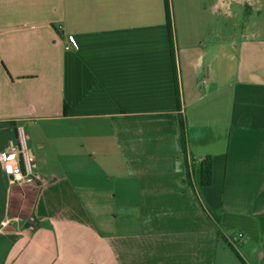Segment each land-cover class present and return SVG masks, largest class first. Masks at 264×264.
<instances>
[{
  "label": "crops",
  "instance_id": "0c3cea01",
  "mask_svg": "<svg viewBox=\"0 0 264 264\" xmlns=\"http://www.w3.org/2000/svg\"><path fill=\"white\" fill-rule=\"evenodd\" d=\"M166 1L0 0V152L21 143L35 179L12 215L22 183L0 161V264H236L229 245L264 264V0ZM159 115L184 124L190 182L178 122L174 144L137 138ZM185 183L202 217L173 226L162 199ZM95 190L122 210L137 197L138 226L97 224L82 200Z\"/></svg>",
  "mask_w": 264,
  "mask_h": 264
},
{
  "label": "rangeland",
  "instance_id": "374dc122",
  "mask_svg": "<svg viewBox=\"0 0 264 264\" xmlns=\"http://www.w3.org/2000/svg\"><path fill=\"white\" fill-rule=\"evenodd\" d=\"M139 123L145 122L148 126L150 124H156L158 123L157 127L152 128H143L137 127V138H139L140 141H149V137H152L151 130L155 129V131L159 134L161 131L164 136L163 139H161L164 142L168 143H176L177 139L175 135L171 131H167L172 126L175 125V122H177V118H174L171 115H159V116H149L148 118H143L138 120ZM123 125V124H122ZM160 132V133H161ZM168 132V133H166ZM134 135H132L133 137ZM135 139V137H134ZM93 167L91 164H87L84 166V170H91ZM179 183V182H178ZM93 185L91 183H88V194H91L90 186ZM15 198L13 201V208L11 210L12 215H16L19 218L22 216L27 215L31 202L32 197L34 193V186H25L23 183L21 185H18L15 187ZM174 194L178 195L177 198H167L162 199L163 201L168 202V205H165L163 207L164 213H163V219L165 220L167 217H178L179 220L185 221V223H174L170 219L171 223L170 225L173 226H192L194 225V222L198 217H202V214L199 211V206L197 202L196 194L194 193V190L185 183L184 185L180 186V184H177V187L174 189ZM82 200L84 201L85 205L88 207L89 212L94 218V221H96L97 224H110L116 228L115 230L122 231L124 227H130V228H136L138 226L137 218L139 217L138 212V198L133 197L128 199V206L125 207L123 210V202L126 199H122L120 197H111L108 196L107 192H103V195L100 193V191L95 190L93 195H88L82 197ZM154 202V199H150L146 196L144 198L145 205H149V202ZM160 202V200H158ZM16 206V207H15ZM170 208L171 210L166 212V208ZM176 210V212H174ZM173 211V212H172ZM180 211V212H179ZM172 212V213H170ZM156 213H152L151 216L155 217ZM158 223V222H157ZM165 225V224H164ZM235 251L238 253V247H233ZM231 252L230 256L234 263L241 264L240 259L238 258L236 252L230 248ZM239 254V253H238ZM240 256V254H239Z\"/></svg>",
  "mask_w": 264,
  "mask_h": 264
},
{
  "label": "built area",
  "instance_id": "2783aa9c",
  "mask_svg": "<svg viewBox=\"0 0 264 264\" xmlns=\"http://www.w3.org/2000/svg\"><path fill=\"white\" fill-rule=\"evenodd\" d=\"M77 42L74 37L68 35L64 39V49H76ZM0 161L3 166L4 172L8 175L9 182L15 183H28L34 182V176L31 173L32 162L28 156L25 147L21 145L10 146L0 152ZM243 238L241 231L232 233L228 240L231 244H236Z\"/></svg>",
  "mask_w": 264,
  "mask_h": 264
},
{
  "label": "trees",
  "instance_id": "16d2710c",
  "mask_svg": "<svg viewBox=\"0 0 264 264\" xmlns=\"http://www.w3.org/2000/svg\"><path fill=\"white\" fill-rule=\"evenodd\" d=\"M166 1V0H165ZM167 3V1H166ZM167 26H168V32H169V41H170V49L171 53L173 56V42H172V34H171V27H170V22H169V16H167ZM174 73H175V68L173 66ZM175 78V75H174ZM176 79V78H175ZM176 83V82H175ZM175 90H176V98L178 100V95H177V84L175 85ZM178 122V144H179V149L181 153V158L182 162L184 164L185 168V176L187 177L188 182H190V173L189 169L191 168L190 164L187 160V155H186V142H185V134H184V124L181 120L180 117L177 119ZM211 172H212V164H211V158L210 156H205L204 158L201 159L199 162V182L201 185H209L211 183ZM217 234L219 237L224 238L221 230L219 228H216ZM232 250L235 251L232 245H229ZM236 252V251H235ZM238 258L243 264H246L244 260L239 256V254L236 252Z\"/></svg>",
  "mask_w": 264,
  "mask_h": 264
}]
</instances>
